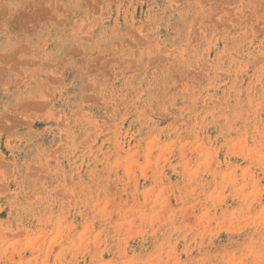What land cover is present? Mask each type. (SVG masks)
<instances>
[{
	"label": "rangeland",
	"instance_id": "rangeland-1",
	"mask_svg": "<svg viewBox=\"0 0 264 264\" xmlns=\"http://www.w3.org/2000/svg\"><path fill=\"white\" fill-rule=\"evenodd\" d=\"M0 264H264V0H0Z\"/></svg>",
	"mask_w": 264,
	"mask_h": 264
}]
</instances>
